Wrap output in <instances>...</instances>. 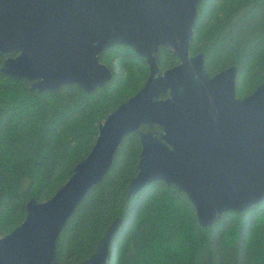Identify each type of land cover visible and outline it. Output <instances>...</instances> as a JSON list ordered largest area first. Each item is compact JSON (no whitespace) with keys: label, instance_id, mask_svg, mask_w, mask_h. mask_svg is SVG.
Masks as SVG:
<instances>
[{"label":"water","instance_id":"obj_1","mask_svg":"<svg viewBox=\"0 0 264 264\" xmlns=\"http://www.w3.org/2000/svg\"><path fill=\"white\" fill-rule=\"evenodd\" d=\"M199 1L0 0V76L30 91L73 85L93 93L112 76L99 56L116 45L131 48L149 70L143 86L99 124L69 179L48 200L30 199L23 222L0 234V264H58L61 230L135 132L141 152L127 197L163 182L187 196L205 229L264 201V73L254 92L238 98L234 66L211 76L203 55H190ZM162 50L179 61L164 72L156 63ZM120 226L115 219L79 264H106Z\"/></svg>","mask_w":264,"mask_h":264},{"label":"trees","instance_id":"obj_2","mask_svg":"<svg viewBox=\"0 0 264 264\" xmlns=\"http://www.w3.org/2000/svg\"><path fill=\"white\" fill-rule=\"evenodd\" d=\"M189 51L203 55L211 76L234 66L236 96L250 95L264 73V0H200ZM99 62L112 76L91 94L73 85L30 91L24 81L0 76L1 236L23 222L30 199L48 200L69 179L92 149L99 124L149 75L146 61L127 46L106 49ZM156 63L164 72L179 61L162 50ZM140 152L138 133L122 140L101 182L61 230L58 264L89 259L115 219L121 226L106 264H264V201L242 214L227 212L205 229L187 196L163 182L127 197Z\"/></svg>","mask_w":264,"mask_h":264},{"label":"flooded vegetation","instance_id":"obj_3","mask_svg":"<svg viewBox=\"0 0 264 264\" xmlns=\"http://www.w3.org/2000/svg\"><path fill=\"white\" fill-rule=\"evenodd\" d=\"M12 55H13V54H12ZM12 55H11V57H15V56H16V54H14L15 56H12ZM0 59H1V58H0ZM1 60H2V59H1ZM1 62H2V61H1Z\"/></svg>","mask_w":264,"mask_h":264}]
</instances>
